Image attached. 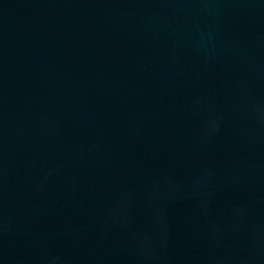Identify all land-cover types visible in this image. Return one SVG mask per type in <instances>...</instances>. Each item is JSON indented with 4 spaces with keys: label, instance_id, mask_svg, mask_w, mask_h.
I'll return each mask as SVG.
<instances>
[{
    "label": "water",
    "instance_id": "95a60500",
    "mask_svg": "<svg viewBox=\"0 0 264 264\" xmlns=\"http://www.w3.org/2000/svg\"><path fill=\"white\" fill-rule=\"evenodd\" d=\"M0 264H264V0H0Z\"/></svg>",
    "mask_w": 264,
    "mask_h": 264
}]
</instances>
